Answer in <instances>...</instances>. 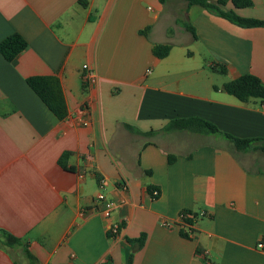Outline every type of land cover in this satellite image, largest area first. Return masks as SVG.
I'll use <instances>...</instances> for the list:
<instances>
[{
    "label": "crops",
    "instance_id": "crops-1",
    "mask_svg": "<svg viewBox=\"0 0 264 264\" xmlns=\"http://www.w3.org/2000/svg\"><path fill=\"white\" fill-rule=\"evenodd\" d=\"M80 1L0 0V43L13 33L28 43L13 62L0 53V229L24 243L0 242V264H127L130 255L132 264H264V153L237 151L222 136L162 132L199 117L233 137L264 139V101L223 91L244 74L264 83V28L184 0ZM251 1L227 9L264 20V0ZM155 44L171 45L170 54L156 58ZM84 65L96 71L94 85L83 84ZM51 75L65 120L26 82ZM66 153L71 170L59 165ZM100 193L115 203L110 218ZM183 210L195 217L190 238L181 235ZM142 234V248L128 242Z\"/></svg>",
    "mask_w": 264,
    "mask_h": 264
},
{
    "label": "trees",
    "instance_id": "trees-1",
    "mask_svg": "<svg viewBox=\"0 0 264 264\" xmlns=\"http://www.w3.org/2000/svg\"><path fill=\"white\" fill-rule=\"evenodd\" d=\"M160 3L165 4L166 0H159ZM187 3L188 8L191 7H201L206 10L209 14L223 18L230 23L237 25L242 28H264V20H257L253 18H245L238 15L235 10L227 9V5L231 3L235 9H246L253 6L251 0H184ZM80 4L86 6V0H81ZM177 25L181 26L184 30L191 33L194 38H196V30L194 26L189 21L177 20ZM151 27H147L140 31V34L148 37ZM28 48L27 41L19 34L13 33L0 43V53L4 58L13 62L22 52ZM172 49L169 44H155L153 46V54L158 59L166 58ZM225 73V69H222ZM28 86L33 90V92L42 100V102L50 109V111L59 119L65 120L68 115V107L66 104V99L63 91L61 81L58 76H33L26 80ZM217 89V88H216ZM223 91L227 94L236 97L242 102H248L251 99H260L264 101V83L260 78L253 74H244L223 86ZM131 131L136 132L139 135L153 137L158 134L157 131H151L148 133H142L139 130L127 126ZM165 133L172 132H190L200 135H213L222 136L229 141H231L237 151L249 152L250 150H261L264 153V147L261 146L264 143L263 138L256 139H241L233 137L229 134L223 133L220 129L213 123L201 119L199 117L190 118H176L172 120L163 130ZM69 154L66 153L59 159V165L65 170H71L67 165ZM169 164H173L176 161L174 155H169ZM148 193L155 200L160 196V192L156 187L149 186L147 189ZM155 192L157 193L155 195ZM181 216H184V222L187 225L193 226L194 216L188 210H183ZM191 216V217H189ZM181 235L185 238H190V234L184 230H181ZM111 236V235H109ZM0 242L3 246L8 248H17L24 246L21 239L15 237L11 233L0 229ZM131 244H138L139 248H142L146 242V235L142 234L138 239H128ZM28 258H32L26 252ZM133 256H129L127 264H132ZM107 264H114L110 260Z\"/></svg>",
    "mask_w": 264,
    "mask_h": 264
},
{
    "label": "built area",
    "instance_id": "built-area-1",
    "mask_svg": "<svg viewBox=\"0 0 264 264\" xmlns=\"http://www.w3.org/2000/svg\"><path fill=\"white\" fill-rule=\"evenodd\" d=\"M97 81H98V76H97L96 71L93 68H91L89 65H84L83 66V73H82V82H83V84L85 86H87V85H94ZM80 121H81V123L84 126H87L88 125V121L85 118H82ZM106 184L107 183H106L105 180H101L100 181V188L101 189L104 188V186H106ZM156 194L157 193L155 192V195ZM97 201L99 203H102V205H103L102 213L106 217L110 218L111 213L114 211L115 203L112 202V201H110V200H108L106 198V196L104 194H102V193L98 194ZM84 213H85V211H84ZM189 217H191V216H189ZM184 219H185L184 216H180V222H181L180 224H181L182 228H184L183 230H185L187 233L190 234L191 233L192 226L185 224ZM166 225L168 227L173 226L170 223H168V224L166 223ZM118 228H119L118 225H116V224L113 225L110 228V233H112L113 236L118 235ZM258 247H259V249H263L264 248V243H260L258 245Z\"/></svg>",
    "mask_w": 264,
    "mask_h": 264
},
{
    "label": "rangeland",
    "instance_id": "rangeland-1",
    "mask_svg": "<svg viewBox=\"0 0 264 264\" xmlns=\"http://www.w3.org/2000/svg\"><path fill=\"white\" fill-rule=\"evenodd\" d=\"M185 3V2H184ZM220 77H222V76H220Z\"/></svg>",
    "mask_w": 264,
    "mask_h": 264
}]
</instances>
